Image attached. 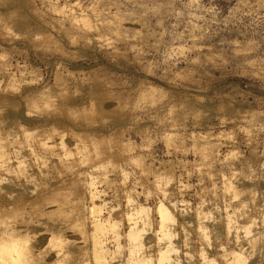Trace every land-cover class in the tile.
<instances>
[{
  "label": "clouds",
  "instance_id": "obj_1",
  "mask_svg": "<svg viewBox=\"0 0 264 264\" xmlns=\"http://www.w3.org/2000/svg\"><path fill=\"white\" fill-rule=\"evenodd\" d=\"M0 264H264V0H0Z\"/></svg>",
  "mask_w": 264,
  "mask_h": 264
}]
</instances>
